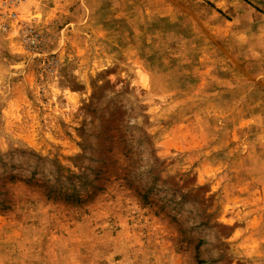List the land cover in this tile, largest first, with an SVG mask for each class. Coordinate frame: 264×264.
<instances>
[{
    "label": "rangeland",
    "instance_id": "374dc122",
    "mask_svg": "<svg viewBox=\"0 0 264 264\" xmlns=\"http://www.w3.org/2000/svg\"><path fill=\"white\" fill-rule=\"evenodd\" d=\"M0 264H264V0H0Z\"/></svg>",
    "mask_w": 264,
    "mask_h": 264
},
{
    "label": "trees",
    "instance_id": "16d2710c",
    "mask_svg": "<svg viewBox=\"0 0 264 264\" xmlns=\"http://www.w3.org/2000/svg\"><path fill=\"white\" fill-rule=\"evenodd\" d=\"M143 195V194H142ZM143 197H144V195H143Z\"/></svg>",
    "mask_w": 264,
    "mask_h": 264
}]
</instances>
